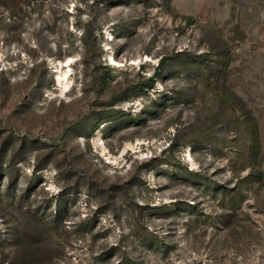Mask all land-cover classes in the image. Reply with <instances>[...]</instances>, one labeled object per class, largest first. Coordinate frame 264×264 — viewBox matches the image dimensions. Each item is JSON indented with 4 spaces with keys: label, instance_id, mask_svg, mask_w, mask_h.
Segmentation results:
<instances>
[{
    "label": "rangeland",
    "instance_id": "obj_1",
    "mask_svg": "<svg viewBox=\"0 0 264 264\" xmlns=\"http://www.w3.org/2000/svg\"><path fill=\"white\" fill-rule=\"evenodd\" d=\"M0 264H264V0H0Z\"/></svg>",
    "mask_w": 264,
    "mask_h": 264
},
{
    "label": "trees",
    "instance_id": "obj_2",
    "mask_svg": "<svg viewBox=\"0 0 264 264\" xmlns=\"http://www.w3.org/2000/svg\"><path fill=\"white\" fill-rule=\"evenodd\" d=\"M252 126H255L256 127V125L255 124H253ZM254 127V128H255ZM256 137V136H255ZM255 139H257V138H255ZM255 142H256V144H258L259 145V143H258V141L257 140H255Z\"/></svg>",
    "mask_w": 264,
    "mask_h": 264
}]
</instances>
